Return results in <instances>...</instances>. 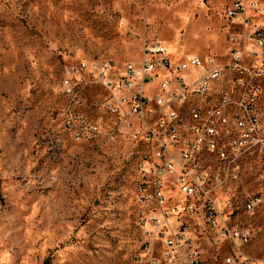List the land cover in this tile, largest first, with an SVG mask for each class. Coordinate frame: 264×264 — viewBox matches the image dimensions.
<instances>
[{
    "label": "rangeland",
    "instance_id": "1",
    "mask_svg": "<svg viewBox=\"0 0 264 264\" xmlns=\"http://www.w3.org/2000/svg\"><path fill=\"white\" fill-rule=\"evenodd\" d=\"M236 5L241 10L230 18ZM154 41L175 59L213 55L221 63L233 45L240 47L246 63L263 74L264 122V0H0V264H146L150 210L137 196L135 168L142 147L128 136L75 140L65 126L68 102L60 82L65 69L82 62H136L144 42ZM77 86L87 102L78 111L108 126V114L90 107L103 96L100 88L85 74ZM244 169L238 187L213 193L223 218L249 229L246 252L259 264L264 210H240L241 192L261 189L254 158ZM171 195L168 207L184 201ZM183 220L197 237L202 264H223L233 246L197 215Z\"/></svg>",
    "mask_w": 264,
    "mask_h": 264
},
{
    "label": "built area",
    "instance_id": "2",
    "mask_svg": "<svg viewBox=\"0 0 264 264\" xmlns=\"http://www.w3.org/2000/svg\"><path fill=\"white\" fill-rule=\"evenodd\" d=\"M240 10L236 5L228 16L233 18ZM253 39L262 48L261 33L255 32ZM228 55L224 63L213 55L175 59L160 41H154L144 42L136 62L101 59L63 71L60 88L68 102L65 126L75 140L113 142L128 136L142 147L135 168L137 196L150 210L152 242L146 264H202L197 237L183 220L188 215H197L203 226L216 230L221 241L233 246L223 256V264L254 263L246 252L249 229L223 218L224 208L213 192L227 185L238 187L246 161L254 158V176L261 189H244L240 210L246 215L264 210V122L259 107L263 74L246 63L240 47L233 45ZM82 74L102 91L90 107L108 114V126L78 111L87 104L77 88ZM154 80L158 88L150 92L147 85ZM171 192L184 201L168 207ZM154 247L160 248V258Z\"/></svg>",
    "mask_w": 264,
    "mask_h": 264
}]
</instances>
